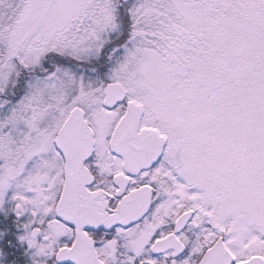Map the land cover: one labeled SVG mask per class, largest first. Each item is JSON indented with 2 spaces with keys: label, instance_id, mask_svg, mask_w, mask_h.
I'll return each mask as SVG.
<instances>
[{
  "label": "snow or ice",
  "instance_id": "6c2138e0",
  "mask_svg": "<svg viewBox=\"0 0 264 264\" xmlns=\"http://www.w3.org/2000/svg\"><path fill=\"white\" fill-rule=\"evenodd\" d=\"M0 264H264V0H0Z\"/></svg>",
  "mask_w": 264,
  "mask_h": 264
},
{
  "label": "trees",
  "instance_id": "16d2710c",
  "mask_svg": "<svg viewBox=\"0 0 264 264\" xmlns=\"http://www.w3.org/2000/svg\"><path fill=\"white\" fill-rule=\"evenodd\" d=\"M83 71H87V68H85V69H82Z\"/></svg>",
  "mask_w": 264,
  "mask_h": 264
}]
</instances>
